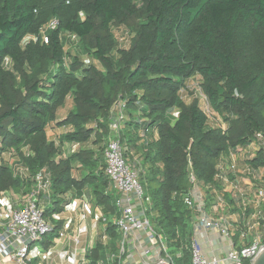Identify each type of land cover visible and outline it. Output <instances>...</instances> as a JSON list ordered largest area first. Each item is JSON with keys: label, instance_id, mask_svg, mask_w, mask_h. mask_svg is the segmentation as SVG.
<instances>
[{"label": "trees", "instance_id": "16d2710c", "mask_svg": "<svg viewBox=\"0 0 264 264\" xmlns=\"http://www.w3.org/2000/svg\"><path fill=\"white\" fill-rule=\"evenodd\" d=\"M70 34L76 50L66 48ZM28 35L36 39L25 42ZM193 77L224 130L207 126L198 97L181 98ZM118 98L127 101L124 154L139 152L144 174L159 175V188L144 192L150 224L188 262V162L211 203L219 159L264 133V0H0V196L31 192L45 169L44 217L54 230L45 238L57 235L53 215L69 193L90 190L104 216L117 215L104 149ZM249 165L263 166L264 152ZM103 233L110 241L89 249L88 264L116 247L113 220Z\"/></svg>", "mask_w": 264, "mask_h": 264}, {"label": "built area", "instance_id": "2783aa9c", "mask_svg": "<svg viewBox=\"0 0 264 264\" xmlns=\"http://www.w3.org/2000/svg\"><path fill=\"white\" fill-rule=\"evenodd\" d=\"M56 24L57 21L52 19L46 28L53 29ZM30 39L36 38L28 35L24 41ZM121 40L127 41L125 37ZM193 78L197 80L194 84L190 83V78L186 86L181 87V98L190 102L193 97H198L207 126L221 127L224 130L226 124L221 123L212 110L206 95L200 89L198 78ZM126 103L124 98H118L110 108V134L104 149V173L109 179V187L117 193L114 224L119 238L114 251L97 259L95 264H176L175 258L182 257L183 247L176 249L174 253L170 252L167 239L151 226L140 183V172H143L140 169L141 162L135 159L131 165L127 163L124 154L121 132L127 118ZM169 112L174 115L177 113L176 108ZM143 121L140 114L135 118L137 124ZM146 132V128H140L141 137L145 138ZM259 150L264 152V133H256L244 147L230 151L219 159L215 181L224 187L221 190L212 188L214 198L211 203H208L204 187L192 171L190 161L188 162L190 187L185 203L192 214L190 264H246L264 248V166L253 167L247 163L242 169V173L255 182L251 185L254 187L251 199L245 196L236 174L239 173L238 160L244 158L249 161ZM224 161L227 163L224 164ZM229 173L234 174L233 177ZM37 177L35 189L29 193H16L17 196H10L8 193L11 191L1 193L0 264H31L32 245L54 231L51 223L44 217L46 205L51 201L50 178L45 169ZM225 193H228L232 202L226 199ZM233 208H238L239 213L233 214ZM235 216L240 217L242 223L241 226L237 225L240 226L239 236L234 242ZM53 217L57 218V215ZM56 234L55 237H65V228L58 229ZM100 239L104 244L110 241L104 233ZM73 241L77 246L78 237L73 238ZM57 255L61 260L60 264H88L85 254L78 247L67 261H63L61 254Z\"/></svg>", "mask_w": 264, "mask_h": 264}, {"label": "crops", "instance_id": "0c3cea01", "mask_svg": "<svg viewBox=\"0 0 264 264\" xmlns=\"http://www.w3.org/2000/svg\"><path fill=\"white\" fill-rule=\"evenodd\" d=\"M127 130V127H125L123 131L126 133ZM54 132L59 134L61 130H54ZM71 146L74 149L77 147L76 144L68 145L69 148H71ZM134 153L136 152L131 151L128 154L126 153V157L129 160H135L136 155H134ZM249 161L245 160L244 158H240L237 162L239 173L237 172L236 174L239 176L245 196L248 199H251L253 197L252 195L254 191V187L251 185L255 184V182L253 179L242 173V169L247 165V163H249ZM226 163L227 161H224V164ZM75 174L78 175V172ZM229 174L231 177L234 175L232 173ZM223 187V184L218 183V190L223 189ZM8 194L10 196L11 194L17 196V194L13 191L9 192ZM227 195L228 193H225L226 197ZM66 197L68 198L67 206L65 205L66 207L62 212L54 214L57 215V218L54 217V220H58L60 222L59 228H65L66 230L65 237H49V239L44 238L42 241L34 243L31 249V254L33 257L31 264H60L61 260L57 254H61L63 256V261H67V259L73 255V251L76 247H78L81 253L85 254L86 256V253L89 251V249L94 247L98 241L101 242L100 237L104 232L106 221L109 218L108 216H104L102 208L93 201L91 191H84L78 195L76 193L74 195L69 193ZM237 213H239L237 208H233V214ZM234 218H236V220H234L236 223L234 231H237V240L242 222L240 217L238 218L235 216ZM76 237L79 239L77 246L73 241V238L75 239Z\"/></svg>", "mask_w": 264, "mask_h": 264}, {"label": "rangeland", "instance_id": "374dc122", "mask_svg": "<svg viewBox=\"0 0 264 264\" xmlns=\"http://www.w3.org/2000/svg\"><path fill=\"white\" fill-rule=\"evenodd\" d=\"M113 32L115 34V37L117 39H119L120 41H122V42H124V40H121V39H123L124 37H125V39H128L129 38V35L128 34H125L124 33L125 30H123V29L114 28L113 29ZM77 42H78L77 37H75L72 34L68 35L67 38H66V40H65L66 48L67 49H75L76 50V47H77L76 44H77ZM82 56H83V58H84L85 61L92 62L91 59H89L87 56H85V55H82ZM196 81H197L196 79L191 78L190 83L191 84H194ZM63 111H62V113H63ZM55 130L57 131L58 129H55ZM125 157H126V153H125ZM139 158H140V155H139V152H138V153H136V159L139 160ZM126 160H127V163H129L131 165L134 162V160H129L127 157H126ZM141 162H142V160H141ZM140 169L143 170L142 165L140 166ZM144 172L145 171H143V173L140 172V183H141V185L143 187V190H144L145 194H153L159 188V180L157 178L159 175L148 174V173H145L144 174ZM108 218H109L108 221H112L114 217L108 216ZM150 219H152L151 216H150ZM155 228L158 229V230L160 229V227L157 224H155ZM169 248H170V252H172V253H174L176 251V249H178V248H176V247H174L172 245H169ZM175 263L176 264H184V263L185 264H190V258H189V261L188 262H184L182 257L175 258Z\"/></svg>", "mask_w": 264, "mask_h": 264}, {"label": "water", "instance_id": "95a60500", "mask_svg": "<svg viewBox=\"0 0 264 264\" xmlns=\"http://www.w3.org/2000/svg\"><path fill=\"white\" fill-rule=\"evenodd\" d=\"M158 264H166V263L159 262ZM249 264H264V248H261L259 250L257 255L249 262Z\"/></svg>", "mask_w": 264, "mask_h": 264}]
</instances>
